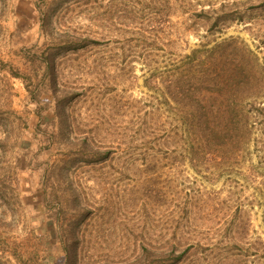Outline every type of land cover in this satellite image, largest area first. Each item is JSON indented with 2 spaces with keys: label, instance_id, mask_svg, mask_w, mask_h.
Here are the masks:
<instances>
[{
  "label": "rangeland",
  "instance_id": "1",
  "mask_svg": "<svg viewBox=\"0 0 264 264\" xmlns=\"http://www.w3.org/2000/svg\"><path fill=\"white\" fill-rule=\"evenodd\" d=\"M232 39L264 85V0H0V264H264V133L238 160L190 156L149 88ZM88 146L109 154L65 156Z\"/></svg>",
  "mask_w": 264,
  "mask_h": 264
},
{
  "label": "trees",
  "instance_id": "2",
  "mask_svg": "<svg viewBox=\"0 0 264 264\" xmlns=\"http://www.w3.org/2000/svg\"><path fill=\"white\" fill-rule=\"evenodd\" d=\"M226 18L223 19L225 22L228 20ZM143 34L136 41L146 44L148 39L146 33ZM94 43L97 44L91 38H84L72 41L68 47L79 50ZM249 54L251 52L248 48L232 39L213 48L204 45L182 58L179 64H171L172 68L167 72L156 71L149 88L160 94L164 106L173 113L170 117L178 121L177 127L168 132L165 139L167 144H174L176 139L182 138L190 156L229 161L242 158L250 152L252 145L259 143L257 135L264 133V85L258 75L259 65ZM44 56L40 59L42 66L47 64L45 72L48 76L50 57ZM58 94L55 91L58 106L56 114L62 121L64 117L61 107L65 105L68 96L61 99ZM32 96L38 99L34 92ZM151 122L155 123L156 119L152 117ZM57 135L65 136L66 131L61 128ZM102 154L107 156L109 153L88 146V149L71 150L65 156L74 162H93ZM51 167H46L42 188L44 201L49 208L56 201V192L51 183L54 169ZM64 248L69 260L73 255V247L65 243ZM150 252L149 248H143L144 254L149 255ZM185 255L188 254L182 252L179 256H172L174 259L171 264H178Z\"/></svg>",
  "mask_w": 264,
  "mask_h": 264
}]
</instances>
